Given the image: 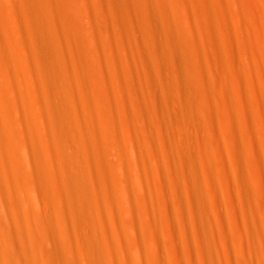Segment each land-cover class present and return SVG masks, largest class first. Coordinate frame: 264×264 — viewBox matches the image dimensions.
Segmentation results:
<instances>
[{
  "label": "bare ground",
  "instance_id": "obj_1",
  "mask_svg": "<svg viewBox=\"0 0 264 264\" xmlns=\"http://www.w3.org/2000/svg\"><path fill=\"white\" fill-rule=\"evenodd\" d=\"M249 2L0 0V264H193L182 180L201 264H264V165L256 149L264 146V93L255 90L249 57L251 49L264 54V41L244 36ZM151 65L157 75L167 69L186 102L177 110L178 88H166L167 128L184 140L176 125L184 122L204 159L178 149L162 126ZM196 98L215 124L206 139ZM221 190L243 210L246 239L236 235L233 250Z\"/></svg>",
  "mask_w": 264,
  "mask_h": 264
},
{
  "label": "rangeland",
  "instance_id": "obj_2",
  "mask_svg": "<svg viewBox=\"0 0 264 264\" xmlns=\"http://www.w3.org/2000/svg\"><path fill=\"white\" fill-rule=\"evenodd\" d=\"M255 3H256L255 0H253V2H251V0H250V2L248 3V9L250 10V8H251L250 11L248 10V12L250 13L251 19L248 16V14H246V13H243V16H242V19L246 23V26H247L246 27L247 30L245 31L244 36L247 39V41H250L253 44H255V40H263L264 41V35H262L263 33H262V29H261L262 27L264 28V11H263L264 6L260 4V6L262 8L261 9L260 6L258 4H257L258 6L255 5ZM199 4L203 5L200 2H199ZM249 5H250V7H249ZM209 6H211V5H209ZM93 11H94V9H93ZM251 11H252V14H251ZM255 23L258 24V25L256 24L257 27L260 26V24L263 25V26L259 27V29H261L260 30L261 33L259 34L261 36H259V38H261V39L255 38L254 30L256 31L257 27L255 26L256 29L253 30L254 26L251 27V25H250V24L254 25ZM157 41L159 43H162L164 41V38L161 36ZM258 50L259 49H257V50L251 49L249 52V57H254V59L256 61V63L252 62V64L253 65L255 64V66H253L251 68H252L253 76H254L255 90L259 95H261L264 93V90L258 82L261 83L263 81V83H264V68L258 67L257 61L259 63L262 62L264 60V54H263V51H261V50L258 51ZM207 52H206V55H204L203 53H202V55L207 56L208 55ZM238 52L240 53L241 51L238 50ZM160 53H161V58H164L166 56L167 52L164 49H162V51ZM162 69L163 70H162V73L160 75H157L155 73L154 66H152V65H151L149 71H150L151 80L154 83V87H155V91H156V101H155V103H156V106H155L156 114H157V117L160 119L162 126H165L167 128V125L170 122H172V120L170 118L172 108L166 103V101L169 97L167 94H165L166 88H169L170 86H173V85L174 86L176 85V87L178 88L177 91L174 92V95L179 100L177 102V104L175 105V108L177 110L185 112L186 111V102L183 99H181L182 98V90L179 88V83L171 84L167 69H165V68H162ZM241 74L243 76L242 77L243 80L246 81V83L248 84L249 79L246 77V74H244L242 71H241ZM204 76H205L206 82H208V83L212 82V78H211L209 73L205 72ZM226 76H227V79L231 81L232 76L230 74H227ZM248 88H250V87H248ZM228 90L230 93L231 105H232V108L234 110V113L235 114H237L238 112L240 113L241 112L240 101H239L238 95H236V93H235L236 91L233 90L232 87H229ZM249 102L252 104L254 102V99L251 97V95L249 96ZM195 105H196L197 111L199 113V115L197 114V122H199L202 126V129L200 130V136H201V138L206 139L211 134V130L215 126V124H213V120H210L207 117V113H206L207 104L203 100L196 98ZM253 105H255V104H253ZM141 122L146 123L147 122L146 118H145V120L144 119L141 120ZM176 125L181 126V128H180L181 133H182L183 137H185L186 140L185 139L184 140L179 139L177 137V135L174 133V129L172 127L167 128V133L173 139V141H175L178 149L184 150L185 153H187V154L191 151V153H189V154L191 156L193 155V157L197 160L204 159L203 154L201 153L199 146L197 144V139L191 134V132L188 129V127L186 126V124L184 122H181V123H176ZM252 125H253L252 128L254 130L252 128H251V130L253 131V133H255L256 127H257L256 125H258V124L255 123V121H254ZM258 127H259V125H258ZM258 127H257V132H258ZM234 130H235V133L237 134L236 137L238 139V148L240 149L241 152H244L245 151L244 145H243L241 138H240V136H241L240 134L242 131L241 126L238 123L237 124L235 123V129ZM221 140L222 139H220V142H221ZM178 142L180 144H178ZM222 142H223V140H222ZM256 149H257V152L259 153V155L261 157L260 158L261 162L264 165V154L262 153V149L264 152V146H262L261 144H256ZM222 161L225 164L226 170H227L228 175H229L230 170H229V166H228L227 155L225 153H222ZM174 163L176 165H178L180 163L179 159L175 157ZM230 185H231L230 192L232 194V197L236 198V196H237L236 192L237 191L234 187L233 181L230 182ZM179 186H180L181 194H183V198H182L181 203H182V207H183V214H184V218H185L186 228L188 230V236H189V240H190V244H191L190 247L192 249L193 264H201L199 251H198V245H197V242H196V240L193 236V233H192L193 221H192L191 214H190L189 203H188L186 196H185V193L188 190V186L183 182V180L180 181ZM217 196H218L219 202L222 203L221 206H223V209H221L222 210L221 211V213H222L221 219H222L224 226H225L226 235H227V238L229 240V246L233 250L235 240H236V235L240 234L243 239H246L245 238V231L243 228V210L236 201L234 202L233 205L230 206L227 202L229 200L226 199V196H225V193L223 190L218 192ZM168 203L170 205V210H172L174 207V204H175V200H174L172 195H169ZM232 213H234L235 220L237 222L236 224L238 227V232H236L234 229H232V226H231V220H232L231 214ZM161 240L164 243H167L166 238L162 237ZM205 251L207 254L210 253L209 249H206ZM210 254L213 255V257L217 260L220 258L218 256L217 252L214 250L211 251ZM183 264H189V262L186 259H183Z\"/></svg>",
  "mask_w": 264,
  "mask_h": 264
}]
</instances>
